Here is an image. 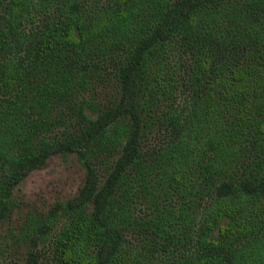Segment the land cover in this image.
<instances>
[{
    "label": "trees",
    "instance_id": "obj_1",
    "mask_svg": "<svg viewBox=\"0 0 264 264\" xmlns=\"http://www.w3.org/2000/svg\"><path fill=\"white\" fill-rule=\"evenodd\" d=\"M56 155L22 264H264V0H0V226Z\"/></svg>",
    "mask_w": 264,
    "mask_h": 264
},
{
    "label": "rangeland",
    "instance_id": "obj_2",
    "mask_svg": "<svg viewBox=\"0 0 264 264\" xmlns=\"http://www.w3.org/2000/svg\"><path fill=\"white\" fill-rule=\"evenodd\" d=\"M85 173L75 155H56L43 168L33 171L27 177L14 195L17 207L11 218L0 226V264L24 262L27 248H17L10 238L11 233L18 231L30 212L46 213L55 202L75 196L84 182Z\"/></svg>",
    "mask_w": 264,
    "mask_h": 264
}]
</instances>
